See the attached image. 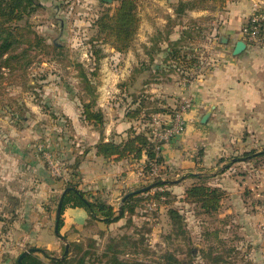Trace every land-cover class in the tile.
<instances>
[{"label":"rangeland","instance_id":"374dc122","mask_svg":"<svg viewBox=\"0 0 264 264\" xmlns=\"http://www.w3.org/2000/svg\"><path fill=\"white\" fill-rule=\"evenodd\" d=\"M38 1L42 7L28 19L44 41L32 48L22 45L12 66H0V180L5 181L0 182V264H18L29 248H35L48 264L42 249L59 258H74L72 264H79L86 249L90 253L84 264H116L117 259L131 264H264V183L256 181L261 177L254 171L264 167V157L244 163V153L224 158L217 169L196 177L195 183L220 189L217 210L206 212L199 202L186 197L189 187L180 197L171 183H157L156 179L171 178L159 163L140 189L154 186L137 192L133 213L126 212L111 224L87 220L82 229L73 227L62 237L55 232L66 165L75 173L71 156L80 144L73 120L76 114L84 129L103 133L109 108L101 103L110 96L109 103L125 111V116L140 110L127 116L130 124L125 132L146 134L157 146L152 132L171 124L186 103L161 86L169 83L173 73L190 77L211 65L204 43L222 8L211 7L209 0H137L139 24L127 50L121 52L115 49L113 37L96 26L97 18L119 0L93 6V0ZM192 2H197L196 7ZM180 7L184 11L178 14ZM158 22L164 23L163 29L150 31ZM62 23L67 27L62 29ZM176 29L183 38L179 47L195 59L193 66L186 68L166 57ZM147 32L151 45L144 55L142 35ZM160 41L167 43L166 56L156 61ZM22 48H29L25 65L19 62ZM87 102L103 112V124L85 120ZM28 161L49 172L53 188L58 189L49 198L42 197L36 176L29 184L14 179L13 165L25 166ZM75 179H66L63 188ZM27 192H34L31 199ZM172 209L178 210L179 218L172 217ZM54 239L57 243H50Z\"/></svg>","mask_w":264,"mask_h":264},{"label":"crops","instance_id":"0c3cea01","mask_svg":"<svg viewBox=\"0 0 264 264\" xmlns=\"http://www.w3.org/2000/svg\"><path fill=\"white\" fill-rule=\"evenodd\" d=\"M102 1L93 0L92 6ZM263 2L264 0L228 1L218 11V19L210 26L204 43L207 58L212 56L213 59L211 65L206 69L193 71L194 74L190 77L183 73H173L169 83L161 86L162 90L174 94L180 100L190 101L191 104L183 114L186 120L185 130L164 143L160 153L163 160L160 169L166 168L171 177L163 178V181L171 183V189L179 193L180 197L196 182V174L217 169V164L222 159L233 154L254 149L260 152L264 149V46L248 43L241 35L242 27ZM163 26V22H158L150 31L163 29ZM64 27L67 25L62 23V29ZM179 35L180 31L176 29L169 37L177 40L181 37ZM142 38L144 48H150L148 32ZM239 40H245L247 46L241 53L235 54L234 49ZM159 45L161 48L156 61L157 58L161 61L166 56L167 43L160 41ZM148 53L147 49L144 50V55ZM109 97L104 98L101 103L109 108L107 127L103 133L95 128L84 129L79 114L74 117L80 144L71 158L74 159L73 169L79 174L76 178L79 188L99 193L117 211L122 205L124 207L122 199L126 194L139 190L146 183L148 176L144 167L148 157L144 153L140 159L129 157L116 160L97 155L98 143L111 140L121 142L127 137L125 130L130 124L125 111L109 103ZM207 112H210V116L206 122H202ZM243 162L246 163L245 160ZM26 164L23 166L17 162L13 165L17 173L10 175H14L16 182L29 184L30 181L32 183L33 176H36L37 186L42 189V197L45 194L50 197L51 193L58 190L57 187L53 188L55 185L51 184L49 172L43 166H35L29 161ZM255 169L261 177L255 180L264 183V167H256L254 171ZM71 170L72 167L66 165L62 177V193L65 180L74 176ZM11 193L18 194L13 190ZM33 193L27 192L26 195L31 199L29 195H34ZM89 217L84 207H66L61 235H66L73 227L82 229ZM50 243H57V239Z\"/></svg>","mask_w":264,"mask_h":264},{"label":"trees","instance_id":"16d2710c","mask_svg":"<svg viewBox=\"0 0 264 264\" xmlns=\"http://www.w3.org/2000/svg\"><path fill=\"white\" fill-rule=\"evenodd\" d=\"M208 0H198V2H204ZM211 7L213 8H223L226 3L230 0H209ZM181 6H184L182 2ZM194 7H196L197 2H192ZM42 7V4L38 0H0V66H12L13 60L20 57V47L22 45L28 44L29 48L34 46H39L44 41V37L36 34L29 23L28 17L35 12L38 8ZM178 14L183 12L182 7L178 8ZM23 21V23H22ZM139 24V17L137 14V0H119V3L112 8L110 11L106 10L101 14L96 20V26L99 32H107L113 39L112 43L116 50L124 52L127 50L128 46L134 38L137 27ZM32 35L34 37L32 38ZM183 39V38H182ZM181 38L174 40L170 39L167 52V59L169 58L173 62L183 65L186 68L193 66L191 63L195 59H189L187 55L181 51L179 47L181 43ZM35 41V42H34ZM24 47V46H23ZM29 48H22V59L19 62L27 61V52ZM185 70H183L184 72ZM185 75V74H184ZM83 76L87 79L86 74ZM138 109V108H137ZM140 112V110H138ZM127 113V116H135L137 113ZM166 111V110H159ZM83 116L86 121L91 123H104V115L101 110L94 109V102H87L84 104ZM97 155L104 158H115L116 160H121L129 157L135 159H140L145 153L147 155V162L145 163L144 171L146 175L148 172L153 171V162L162 163V157L157 156L156 143L152 142L146 134L136 131H130L127 137L121 142L102 141L96 145ZM264 157L263 151L257 152L255 149L244 153L242 160L249 161L255 158ZM227 167V166H226ZM75 172V171H74ZM200 174H196V177H201ZM74 176L79 177L77 172ZM69 181L68 186L70 189L67 191L63 206L62 214L59 223V229L64 225L63 213L68 206L73 207H84L89 213L88 220L102 221L106 224H111L119 221L123 218L126 212H134L135 202L138 199V193H131L127 196L123 212L118 213L115 207L107 203L104 198L96 193L92 189H81L79 188V183L75 179V183ZM157 183H165L163 178L156 179ZM219 188L211 187L205 183H195L191 185L186 194L188 198H193L200 203L201 207L206 211L217 210L221 204V194L219 193ZM171 214L173 218H179L180 213L178 210L172 209ZM174 223V222H173ZM76 247L82 249L81 244H75ZM42 254L45 258L49 259V264H72L74 258H69L65 256L64 258H59L51 254L48 249H42ZM90 253L89 249H86L82 253V258L78 260L79 264H84V257ZM117 259V257H116ZM18 264H48L46 260L36 254L31 252L23 258L22 262L17 261ZM116 264H131L128 261L123 263L120 260H116Z\"/></svg>","mask_w":264,"mask_h":264},{"label":"built area","instance_id":"2783aa9c","mask_svg":"<svg viewBox=\"0 0 264 264\" xmlns=\"http://www.w3.org/2000/svg\"><path fill=\"white\" fill-rule=\"evenodd\" d=\"M241 35L248 43L264 46V2L257 6L248 22L242 27ZM190 105V101H186L172 118L171 124L152 132L155 142L158 144L156 146L157 156H160L164 143L171 141L177 134L185 130L186 120L183 114ZM152 164V172L155 174L159 163L154 161Z\"/></svg>","mask_w":264,"mask_h":264},{"label":"water","instance_id":"95a60500","mask_svg":"<svg viewBox=\"0 0 264 264\" xmlns=\"http://www.w3.org/2000/svg\"><path fill=\"white\" fill-rule=\"evenodd\" d=\"M104 1H106V2H108V3H112L114 0H104ZM246 46H247V42H246L245 40H239V41L237 42V44H236L235 49H234V53H235V54H239V53H241L243 50H245ZM209 116H210V112H207V113L203 116L202 122H206L207 119L209 118ZM152 186H154V185L143 187L142 189L136 190V191L131 192V193H135V192L137 193V192H140V191H142V190H143V191H146V190H148L149 188H151ZM69 189H70L69 186L66 187V188L64 189V191H63V193H62V195H61V197H60V200H59V203H58V207H57L55 232H56L57 234H59L61 237H62V235L60 234L59 223H60V219H61L62 206H63L64 198H65V195H66V193H67V191H68ZM131 193H129V194H131ZM129 194H126V195L123 197V199H122V202H123V203L125 202V200H126V198H127V196H128ZM122 212H123V205H122V206L120 207V209H119V213H122ZM68 248H69V244H67V246H66V250H65V254H64V255H66V254L68 253ZM34 251H35V248H29V249L25 250V251L20 255V257H19V262H22V261H23V258H24L26 255H28L29 253L34 252ZM63 257H64V256H62V258H63Z\"/></svg>","mask_w":264,"mask_h":264}]
</instances>
